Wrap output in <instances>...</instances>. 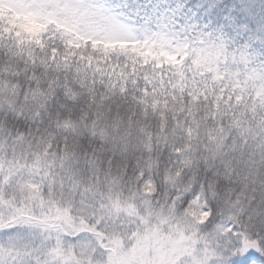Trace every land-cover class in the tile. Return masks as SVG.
I'll return each instance as SVG.
<instances>
[{
	"label": "snow or ice",
	"instance_id": "1",
	"mask_svg": "<svg viewBox=\"0 0 264 264\" xmlns=\"http://www.w3.org/2000/svg\"><path fill=\"white\" fill-rule=\"evenodd\" d=\"M0 264H264V0H0Z\"/></svg>",
	"mask_w": 264,
	"mask_h": 264
}]
</instances>
